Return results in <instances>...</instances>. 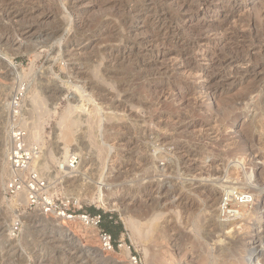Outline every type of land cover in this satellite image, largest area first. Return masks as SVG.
Wrapping results in <instances>:
<instances>
[{"label":"rangeland","instance_id":"rangeland-1","mask_svg":"<svg viewBox=\"0 0 264 264\" xmlns=\"http://www.w3.org/2000/svg\"><path fill=\"white\" fill-rule=\"evenodd\" d=\"M245 55L250 63L232 64ZM0 56V264H235L248 255L254 259L244 264H264V0H0ZM16 95V118L39 129L40 143H28L40 144L34 166L53 202L104 216L112 251L92 228L40 217L6 194L5 102ZM108 114L117 132L100 131ZM67 115L79 121L67 145L78 158L71 175L60 168L57 135ZM243 186L258 206L232 202L238 213L218 218L223 193ZM113 188L118 197L106 195ZM151 195L154 210L144 216ZM153 212L162 216L163 243L151 248L129 223ZM221 223L232 226L222 231ZM172 246V255L162 252Z\"/></svg>","mask_w":264,"mask_h":264},{"label":"built area","instance_id":"built-area-1","mask_svg":"<svg viewBox=\"0 0 264 264\" xmlns=\"http://www.w3.org/2000/svg\"><path fill=\"white\" fill-rule=\"evenodd\" d=\"M19 95L14 97V103L19 104ZM13 146L9 154L7 178L5 192L13 200L23 201L25 208L31 212H37L44 218L46 216L56 217L58 219L72 221L76 220L85 227H91L97 230L98 240L104 250L112 251L114 249L113 238L110 233L102 229V215L87 213H78L69 209L67 203L63 207L57 206L51 196V184L48 178L33 165L35 156L39 153V145H31L26 141L25 131L16 127L13 133ZM78 165V158L71 156L62 161L60 168L73 171ZM221 215L223 218L233 217L238 212L232 208L231 203L241 208L252 204V198L249 194H242L239 191L230 188L221 196ZM237 208V207H236Z\"/></svg>","mask_w":264,"mask_h":264},{"label":"bare ground","instance_id":"bare-ground-1","mask_svg":"<svg viewBox=\"0 0 264 264\" xmlns=\"http://www.w3.org/2000/svg\"><path fill=\"white\" fill-rule=\"evenodd\" d=\"M56 41V40H55ZM59 42V41H58ZM2 56V60L3 61H5L6 63H7V66L9 67V69H11L12 70V72L14 73V74H16V75H19V72H18V69L15 67H13V65H12V61H11V58L10 57H8V56H6V55H1ZM0 56V57H1ZM235 57V56H234ZM251 62V59L248 57V55H245V56H243V57H240V58H237V57H235L233 60H232V64L234 63V64H238V66H240V67H242L243 65H245V64H248V63H250ZM244 67V66H243ZM50 71V70H49ZM97 73V72H96ZM245 73V72H244ZM236 74H239V73H236ZM97 75V74H96ZM241 75H243V74H241ZM240 75V76H241ZM244 76V75H243ZM99 81V80H98ZM100 82V81H99ZM106 84V83H105ZM105 86H108V85H105ZM35 94V93H34ZM81 95V94H80ZM94 95V94H93ZM81 98V97H80ZM241 98V97H240ZM11 100L10 101H6L5 102V108H7L9 111V113H8V118H7V128H6V138H5V143H6V150H5V153H3L4 155H3V163L1 162V164L3 165V173L7 176V169H8V161H7V158H8V156H9V154L11 153V151H12V146H13V133H14V131H15V128L16 127H20V130H23V131H25V132H27V133H25L26 134V141L28 142L30 139L31 140H34V141H36V142H38L39 141V143H40V141H41V138H40V135H39V129H38V131L34 128V127H30V128H27L26 127V121L24 120V118L22 117V116H20V117H17L16 118V115H14V105H15V103L13 102L14 101V99L13 98H10ZM83 99V98H82ZM81 99V100H82ZM37 100H38V98H37V94L36 95H34V97H33V103L34 102H37ZM242 102H243V100H245V98L244 97H242L241 99H240ZM90 101V100H89ZM88 101V102H89ZM248 101V100H247ZM242 102H240L241 104H242ZM245 102V101H244ZM243 102V103H244ZM84 104V103H83ZM82 104V105H83ZM90 104H92V103H90ZM94 104V103H93ZM116 105V104H115ZM77 106V105H76ZM80 107H81V105H80ZM74 108H76V107H74ZM79 108V107H78ZM77 108V109H78ZM79 110H81L82 111V109H80L79 108ZM74 110H72V112H73ZM71 112V113H72ZM114 112V111H113ZM78 113V112H77ZM108 113V112H107ZM83 114V113H82ZM113 114V113H112ZM115 114V113H114ZM84 115V114H83ZM90 115V114H89ZM109 116L108 117H104V122L106 123V124H103V125H101L100 124V126H99V129H100V131L101 132H104V131H115V132H117L116 130H117V124H116V122H115V119L114 120H112L111 119V116H110V114H108ZM76 118H78V117H76ZM87 119V118H86ZM80 120H81V118H80ZM82 121V120H81ZM87 121V120H86ZM90 121H92V120H90ZM102 121V122H103ZM118 121H119V119L117 118V123H118ZM77 122H79L77 119L75 120V119H71V118H69V116L67 115L65 118H64V120H62L61 122H59V126H58V128H59V134H57L58 135V140H60L64 145H63V148L61 149V150H63L64 152V156H63V161H65L66 159H68V158H70L71 157V155H73V153H71V154H69L68 153V150H67V145L69 144V143H71V142H73V140H74V126L77 124ZM95 122V121H94ZM120 122V121H119ZM81 123H83V122H81ZM85 124H87V122L85 123ZM118 124H120V123H118ZM29 125V124H28ZM86 126V125H85ZM238 127L240 126V127H242L243 126V124H241L240 122L238 123V125H237ZM25 127V128H24ZM29 127V126H28ZM77 127V126H76ZM120 127V126H119ZM77 128H75V130H76ZM98 129V130H99ZM119 129V128H118ZM231 129V128H230ZM224 130H226V129H224ZM94 132V131H93ZM105 133V132H104ZM108 133V132H107ZM106 133V135H108ZM110 133V132H109ZM86 134H89V131H87V132H83V135H86ZM96 134V133H95ZM94 134V135H95ZM99 134V133H98ZM90 135H91V133H90ZM105 135V136H106ZM110 135V137L109 138H111V137H113V135L111 136V134H109ZM108 135V136H109ZM116 135V134H115ZM96 136V135H95ZM97 136H99L100 137V135H97ZM99 137H98V139H99ZM104 137V136H103ZM95 138V137H94ZM105 138V137H104ZM107 139V138H106ZM100 140V139H99ZM102 140V139H101ZM104 140V139H103ZM102 140V141H103ZM112 140V139H111ZM114 140V139H113ZM93 141V140H92ZM101 141V142H102ZM116 141V140H115ZM96 142H98V140H96ZM110 142V141H109ZM90 143H91V141H90ZM93 143V142H92ZM95 143V142H94ZM103 143L104 142H102V145H103ZM112 143V142H111ZM61 144V143H60ZM96 144V143H95ZM108 144V143H107ZM32 145H40V144H32ZM93 145V144H92ZM100 145V144H99ZM109 146V145H108ZM99 147V146H98ZM94 148V147H93ZM109 148V147H108ZM156 149H158V148H156ZM110 151L112 150L111 149V147H110V149H109ZM147 150V149H146ZM104 152H105V149L103 150ZM116 151V152H115ZM114 152L116 153L115 154V156H114V158H116V157H120L121 158V155H122V153H123V151L122 150H120V149H118V150H115ZM122 151V152H121ZM106 152H107V150H106ZM74 155H76V154H74ZM103 155V154H102ZM46 156H47V158H49V159H51V161H54V156H53V153H52V151L51 150H49L48 149V153L46 154ZM158 156H159V154H158ZM161 156V155H160ZM102 157V156H101ZM39 158V156H38V154L35 156V158H34V160H33V165H35V163H36V161H37V159ZM113 158V157H112ZM158 158V157H157ZM161 158V157H160ZM160 158H158V159H160ZM163 158H164V156H163ZM118 159V158H117ZM187 159V158H186ZM45 160H46V158H45ZM144 160H146V158L144 159ZM250 161V160H249ZM154 162V161H153ZM196 162V161H195ZM255 162V161H254ZM258 162V161H257ZM89 163V160H83L82 161V163L80 164V172H81V175H82V178L84 179H88L89 178V174H88V172L85 170V169H83V168H85V167H87L88 164ZM105 163V162H104ZM153 164V163H152ZM162 164H164V163H162ZM250 164V163H249ZM253 164V163H252ZM84 165V166H83ZM105 165V164H104ZM123 165V164H122ZM189 165V164H188ZM39 166V165H38ZM42 168L43 169H47V166H46V163H43L42 165ZM169 166V165H168ZM248 166V165H247ZM253 166V165H252ZM256 166V165H255ZM123 167V166H122ZM154 168H156V170L158 171V169H157V166L155 167V165L153 166ZM152 167V168H153ZM104 168V167H103ZM119 168V167H118ZM117 168V169H118ZM252 168V167H251ZM60 169V168H59ZM112 169V168H111ZM171 169V168H170ZM170 169H169V171H170ZM62 170L64 171V172H68V174H70V173H72L73 171H68V170H65V168H62ZM82 170V171H81ZM152 170H154V169H152ZM163 170V169H162ZM117 171H119V170H117ZM169 171H168V173H169ZM79 172V171H78ZM79 172V173H80ZM199 172V171H198ZM102 173H103V171H102ZM199 173H201V172H199ZM67 174V173H66ZM165 174V173H164ZM171 174V173H170ZM258 174V173H257ZM71 175V174H70ZM169 175V174H168ZM88 176V178H86ZM91 176H93V175H91ZM90 176V177H91ZM166 176V175H165ZM81 177V176H80ZM169 177V176H168ZM73 178V177H72ZM100 178H101V176H100ZM116 178V177H115ZM195 178V177H194ZM197 178V177H196ZM251 178H252V176H248L247 175V181H250L251 180ZM69 179H71V178H69ZM90 179H92V178H90ZM105 179H106V177H105ZM104 179V177H102V180H99V181H102V182H104L105 183V180ZM108 179V178H107ZM113 179V178H112ZM112 179H111V181H112ZM117 179V178H116ZM109 181V180H108ZM106 182L105 184H102V182H98V183H101L102 184V186L103 185H107V184H109V182ZM243 181H245L244 179H243ZM84 182V181H83ZM92 182V181H91ZM226 182V181H225ZM97 183V184H98ZM111 184V183H110ZM191 184V183H190ZM194 184V183H193ZM200 184V183H199ZM221 184V183H220ZM154 185V184H153ZM198 185V184H197ZM242 185V184H241ZM246 185V184H245ZM99 186V185H98ZM97 186V187H98ZM110 185H108V188H111V186L109 187ZM225 186V185H224ZM96 187V188H97ZM101 186H99V189H102V188H100ZM222 186H220V188H221ZM244 187L245 186H243V188H241V187H239V188H241L240 189V193H242V194H250L251 195V198H252V201L254 202V204H253V207H257L258 206V196L257 195H255L254 193H252L253 192V190L251 191L250 190V188L251 187H249V189H244ZM107 188V187H106ZM105 188V186H104V189H106ZM115 188H117V186L115 187ZM223 189H225V187H222ZM221 188V189H222ZM226 188H227V186H226ZM246 188V187H245ZM98 189V188H97ZM98 189V190H99ZM114 189V188H113ZM113 189H111V192L109 193H107L106 195L108 196V197H110V196H115V197H118V195H117V190H113ZM120 189V188H119ZM121 189H123V188H121ZM127 190V192L128 191H130V189L128 188V189H126ZM189 190V189H188ZM249 190V191H248ZM103 191V190H102ZM108 190H106V192H107ZM132 191H134V190H132ZM145 191H150V188L148 187V186H144V192ZM197 191V190H196ZM104 192V191H103ZM121 192V191H120ZM160 192V191H159ZM190 192H191V190H190ZM102 193V192H101ZM101 193H99V197H98V203L100 204V206L101 205H104V199H103V197H102V195H101ZM116 193V194H115ZM194 193V192H193ZM197 193H198V191H197ZM212 193V192H211ZM135 194V193H134ZM154 194V193H153ZM195 194V193H194ZM199 194V193H198ZM149 195V194H148ZM206 195V194H205ZM106 196V198H108ZM105 197V196H104ZM131 197V196H130ZM134 197H135V195H133L132 194V197L130 198V199H125L124 197H120L119 199L121 200V202H122V204H125L127 201H129V203H130V201L132 200V199H134ZM159 197V196H158ZM209 197V196H208ZM214 197V196H213ZM106 198H105V203H107V201H106ZM115 199V198H114ZM118 199V200H119ZM213 200V199H212ZM116 201V200H115ZM132 202H133V200H132ZM193 202H194V200H193ZM119 203V202H118ZM118 203H117V205H118ZM144 203L146 204V205H148V209H147V211H144V216H147L148 214H150V212L152 211V210H154V204H155V199H154V197H152V195L151 196H146V197H144ZM151 203V204H150ZM195 203V202H194ZM115 204V203H114ZM217 204H219V206H217V210H216V213H217V217L218 218H220L221 217V202H218ZM127 205V204H126ZM158 205H160V204H158ZM108 206V205H107ZM112 206V205H111ZM118 206H120V205H118ZM121 207V206H120ZM119 207V208H120ZM191 207V206H190ZM117 208V207H116ZM123 208V207H122ZM262 209H264V207L262 208ZM159 212V211H158ZM154 213V212H153ZM155 213H157V212H155ZM153 214V215H150V217L148 218V219H145V221H144V223H140L139 221H136V220H132V219H130V225H131V227H132V230L134 231V233H135V235L137 236V237H139L144 243H146V244H151V245H149L150 247L151 246H153V244H155L154 246H156V245H158V242H159V240H161L162 241V236H160L158 233L160 232V231H158L159 230V228H158V223H159V218H160V216L161 215H158V213L157 214ZM175 213V212H174ZM161 214V213H160ZM177 215H178V212H177ZM41 217V216H40ZM43 217V216H42ZM162 217V216H161ZM174 217V216H173ZM178 217V216H177ZM57 218H55V220H56ZM61 219V218H60ZM163 219V218H162ZM179 220V219H178ZM52 221V220H51ZM54 221V220H53ZM71 222H73V223H75V222H77L76 220H72ZM80 224V223H79ZM174 224V223H173ZM232 226V224L231 223H229V224H227V223H221L220 224V228H221V230L223 231V230H225V229H230V227ZM89 228H91V227H89ZM174 228H176V227H174ZM90 230V229H89ZM172 230H174V229H172ZM95 231H97L96 229H94V228H92V230H91V233L92 232H95ZM164 231V230H163ZM87 232V231H86ZM168 232V231H167ZM165 234H166V232H165ZM164 237L166 236V235H163ZM171 237V240H172V236H170ZM168 239V238H167ZM174 239V238H173ZM163 240H165V238L163 239ZM175 240V239H174ZM219 240V239H218ZM217 240V241H218ZM216 241V242H217ZM219 242H220V240H219ZM160 243V242H159ZM162 243H163V241H162ZM216 244V243H215ZM167 245V244H166ZM174 245V244H173ZM148 246V245H147ZM153 246V247H154ZM168 246V245H167ZM175 247L176 246H172L171 248H167L168 250H166V249H162V252L163 253H165V254H168V256H169V254H171V252H174L175 251ZM152 248V247H151ZM161 251V250H160ZM175 254V253H174ZM172 255V254H171ZM170 255V256H171ZM234 257L236 256V255H233ZM177 257V256H176ZM179 257V256H178ZM174 258H175V256H174ZM232 258V257H231ZM178 259V258H177ZM237 259V258H236ZM252 259H254V255H248L245 259H241V260H237V261H234V263L235 264H244V263H249ZM175 260V259H174ZM226 261V260H225ZM169 263H171V262H169ZM177 263V262H176ZM171 264H173V263H171ZM222 264V263H221Z\"/></svg>","mask_w":264,"mask_h":264},{"label":"trees","instance_id":"trees-1","mask_svg":"<svg viewBox=\"0 0 264 264\" xmlns=\"http://www.w3.org/2000/svg\"><path fill=\"white\" fill-rule=\"evenodd\" d=\"M101 213V212H100ZM104 218V216H103ZM103 225V224H102ZM106 229V231L110 234H112L113 238L115 237V233L111 230V228L109 226H106L105 224L102 226ZM119 227H121V225H119Z\"/></svg>","mask_w":264,"mask_h":264}]
</instances>
